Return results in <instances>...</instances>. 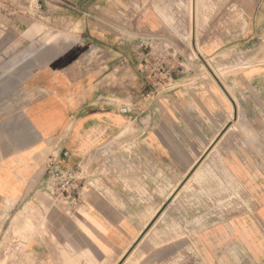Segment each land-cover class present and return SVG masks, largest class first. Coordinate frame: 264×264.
<instances>
[{"label": "crops", "instance_id": "crops-1", "mask_svg": "<svg viewBox=\"0 0 264 264\" xmlns=\"http://www.w3.org/2000/svg\"><path fill=\"white\" fill-rule=\"evenodd\" d=\"M29 1L0 0V250L52 159L83 188L35 221L23 264H264V1H243L242 60L213 50L222 73L147 0ZM149 44L172 52L158 94Z\"/></svg>", "mask_w": 264, "mask_h": 264}, {"label": "rangeland", "instance_id": "rangeland-1", "mask_svg": "<svg viewBox=\"0 0 264 264\" xmlns=\"http://www.w3.org/2000/svg\"><path fill=\"white\" fill-rule=\"evenodd\" d=\"M39 0H30L29 5L36 6ZM41 1V0H40ZM43 11L51 13L54 4L63 9L78 6L82 7L94 0H42ZM152 6L169 17L176 18V26L183 35L177 37L186 41L192 50V58L199 59L192 46L196 38L200 55L213 69L224 72L219 68L222 61L217 62L214 49L223 47L225 50L221 60L236 63L243 58V52L234 47L239 40L240 33L244 32L245 19L242 4L244 0H197L196 34L193 31V19L191 15L192 0H147ZM220 1V2H219ZM260 2L261 0H252ZM264 1V0H263ZM87 2V3H86ZM89 5V4H87ZM219 32L220 34H217ZM210 70V68L208 69ZM205 70L208 76L209 71ZM57 203L50 194H45L36 202L28 200L13 212L10 223L5 229L4 238L0 250V264H23V238L31 235L35 228V221L46 218L51 205ZM235 264H243L236 261Z\"/></svg>", "mask_w": 264, "mask_h": 264}, {"label": "built area", "instance_id": "built-area-1", "mask_svg": "<svg viewBox=\"0 0 264 264\" xmlns=\"http://www.w3.org/2000/svg\"><path fill=\"white\" fill-rule=\"evenodd\" d=\"M149 52L155 56L156 61H146L144 73L145 77L155 92L158 94V88L166 81L172 74V70L168 67L166 59L172 58V52L169 47H162L157 49L153 45H148ZM181 67H183L181 65ZM123 114H130L128 108L122 110ZM48 174L54 181L53 186L49 190V194L55 198L57 202L65 203L67 205H74L77 203L80 191L84 183V170L82 166L76 169L62 170L51 159L47 165Z\"/></svg>", "mask_w": 264, "mask_h": 264}, {"label": "bare ground", "instance_id": "bare-ground-1", "mask_svg": "<svg viewBox=\"0 0 264 264\" xmlns=\"http://www.w3.org/2000/svg\"><path fill=\"white\" fill-rule=\"evenodd\" d=\"M191 15H192V19H193V22L194 24L196 25V20H197V0H192V6H191ZM193 42L196 43V38L194 37L193 39ZM196 45V54L197 55H200V52L198 51V48H197V43L195 44ZM112 104V103H111ZM227 131V130H226ZM201 164V163H200ZM194 172V171H193ZM157 220V219H156ZM142 241V240H141ZM43 246V245H42Z\"/></svg>", "mask_w": 264, "mask_h": 264}]
</instances>
